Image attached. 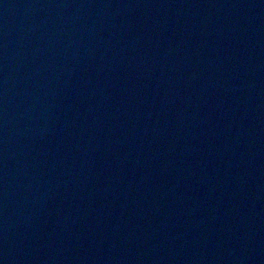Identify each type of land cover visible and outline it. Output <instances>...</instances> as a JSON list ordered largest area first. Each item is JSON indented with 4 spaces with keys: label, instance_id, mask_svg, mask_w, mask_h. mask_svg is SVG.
<instances>
[{
    "label": "water",
    "instance_id": "95a60500",
    "mask_svg": "<svg viewBox=\"0 0 264 264\" xmlns=\"http://www.w3.org/2000/svg\"><path fill=\"white\" fill-rule=\"evenodd\" d=\"M0 264H264V0H0Z\"/></svg>",
    "mask_w": 264,
    "mask_h": 264
}]
</instances>
